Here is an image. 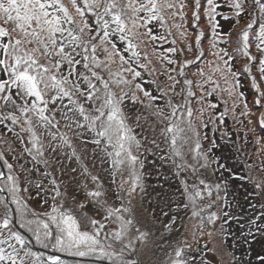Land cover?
Here are the masks:
<instances>
[{
    "label": "snow or ice",
    "instance_id": "1",
    "mask_svg": "<svg viewBox=\"0 0 264 264\" xmlns=\"http://www.w3.org/2000/svg\"><path fill=\"white\" fill-rule=\"evenodd\" d=\"M206 3L207 8L203 9L201 0H0V136L16 133L0 139L6 148L0 151V162L6 169V173L0 172V192L8 194V200L0 199V264H61L54 254L46 259L33 255L24 236L13 227L14 219L20 229L30 233L31 239L53 253L96 256L107 264H145L143 257L161 217L167 218L163 230L180 233L184 242L188 232L203 235L208 224L215 225L217 213L208 214L206 222L204 214L222 200L219 194L222 189L227 190L226 182L213 186L201 179V187L191 188L185 183L173 199L174 194L164 186L167 178L159 190H149L141 159L160 150V137L168 146V152L160 159H171L178 173L189 169L197 173L218 163L209 158L210 149L203 148L200 131L192 121L189 101L195 97L193 87L199 85L184 79L177 93L175 86L180 81L169 73L167 78L172 83L166 86L167 90L158 85L160 94L152 95L139 82L141 69L156 71L149 67L150 61L145 62V38L149 43L165 39L153 33L154 23L179 29L183 24L167 26V20L183 21L185 10L191 8L192 19L198 22L203 9L216 38L213 46L223 37L232 36L217 31V16L222 15L218 9L222 5L217 0ZM249 3L264 19V0H226L224 6L238 22L245 13L253 14ZM223 18L229 19L226 15ZM250 32L254 35L250 36ZM199 39L197 33V43ZM223 42L236 45L232 54L227 49L215 53L231 76L236 73L232 72L230 60L237 55L249 62L257 59L252 54L254 47L260 54L259 73L264 80V23L254 31L249 21L235 41ZM167 51L175 53L176 49ZM244 71H249L247 66ZM179 75H184L183 65ZM253 87L260 93L261 99L256 100L259 105L264 91L255 82ZM176 95L181 97L179 104L174 101ZM130 106H139L134 117ZM74 139L85 146L83 151L76 150ZM16 141L23 146L20 157L16 156ZM89 144L95 146L92 167L97 160L101 164L107 162L112 183H116V176L120 177L115 193L107 191L100 176L90 171L86 148ZM8 153L15 159H25L27 164L17 168L7 159ZM187 154H191V162ZM68 173L75 175L65 181L63 177ZM73 182L84 197L79 200L73 195L74 208H65ZM254 186L264 195V182H255ZM213 187L217 195L205 203V193L211 197ZM33 188L37 196H43V204L37 200L39 211L31 206ZM113 198L119 205L109 202ZM10 205L14 206L15 216ZM93 209L95 215H89ZM194 219H198L195 230L189 226ZM255 227L264 231V225ZM207 235L211 237L213 232L208 231ZM259 259L264 264V256ZM232 260L235 262L236 257ZM168 264H189L179 243Z\"/></svg>",
    "mask_w": 264,
    "mask_h": 264
},
{
    "label": "rangeland",
    "instance_id": "2",
    "mask_svg": "<svg viewBox=\"0 0 264 264\" xmlns=\"http://www.w3.org/2000/svg\"><path fill=\"white\" fill-rule=\"evenodd\" d=\"M65 2L68 3V0ZM201 2L203 9H206V0H201ZM217 2L222 5L218 9L222 15L217 16L219 23L217 31L232 33L231 37H223L213 46V41L216 38L208 19L203 14V9L199 21L194 22L191 15L192 10L189 8L185 10L186 17L183 21L168 19L166 22L167 26H172L174 23L183 24L182 28L161 27L158 23H154L152 25L153 33L157 36L163 35L165 39L149 43L146 37L143 45V51L148 54V61L145 62L150 61L149 67H154L156 71L150 72L141 69L142 78L139 82L152 95L160 94L158 85L167 90L166 86L172 83L167 78L169 73L177 81H180L175 86L177 93L181 91L184 79L192 80L196 85H199L193 87L195 97L189 101V106L193 109L192 121L200 131V142L203 148L210 149L209 158L215 159L218 163L211 164L207 169H200L197 173H192L191 169L188 172H182L186 180L188 179L191 184L192 181H195L199 185L201 179L213 186L215 184L223 185L225 182L227 184V190L222 189L219 194L222 200L216 201L204 214L205 222L211 212H216L218 219L215 225H207L203 235L193 236L192 232H188L187 240L184 242L180 233H169L163 230V222L167 218L161 217V222L157 223L153 229L155 233L153 242L143 257L145 264H168L170 255L173 254L178 243L188 249L191 254H195L191 257L190 264H202V262L203 264H261L259 257L264 256V231H257L255 227L256 224L264 225V216H261L264 213V195L260 194L254 186L255 182H264V123H262L264 100L261 104H256V100L261 99V96L253 87L255 82L261 86V91H264V80L260 79L259 73L260 54L253 47L252 54L254 57H258L257 59L249 62L237 55L235 59L230 60L232 72L236 73L235 77L227 72V66L215 55L221 49H227L232 54L236 47L235 43L229 45L223 40L235 41L240 30L244 29L249 21L253 23V30L258 31L259 24L264 23V19L260 18L258 9L249 3L247 6L253 14L245 13L237 22V18L224 6L226 0H217ZM230 13L231 15H229ZM225 15L229 19H224ZM194 23L198 26L193 27ZM197 33L200 37L199 43H197ZM253 35L254 32H250V36ZM170 48H175L176 52H168L167 50ZM168 59H172L174 62L168 64ZM182 65L183 76L179 75ZM245 66L249 71H244ZM201 72H203V76L200 75ZM174 101L177 104L181 103V97L174 96ZM138 110L139 106L135 109L130 106V114L133 117ZM205 124L206 127L203 126ZM136 131L139 132L140 129L137 128ZM15 135L16 133L2 135L0 139H7L8 136L14 137ZM158 142L160 150L141 157L144 161V180L149 190L152 187L159 190V185L164 183L167 178L165 189L174 194L173 199H176L178 190H182L184 187V181L180 174L174 171L171 159L161 161L160 156L168 152V146L163 142V138L158 137ZM9 143L12 144L13 141L9 139ZM73 145L78 152L83 151L85 147L75 139ZM14 146L17 148L16 156L20 157L19 149L23 146L18 141ZM94 147L91 144L86 146L89 169L100 176L107 191L115 193L117 185L120 183V177L116 176V183H112V170L107 162L101 164L97 160L95 167H92L94 162L91 157ZM0 151H6L2 144H0ZM187 155L191 162V154ZM7 159L17 168L27 164L25 159H15L11 153H8ZM218 165H223V167L220 168ZM72 166L76 167V164L73 163ZM0 172L6 173L3 162H0ZM73 175L75 174L68 173L63 179L68 181ZM56 176L59 178L60 174L57 172ZM124 178H128L127 173ZM77 179L79 180L80 177L77 176ZM91 186V182H89V187ZM124 187H128V184H125ZM0 194L5 196V192H0ZM73 195L77 199L83 200L84 193L75 182L71 184L65 208H74L71 198ZM216 195L215 187H213L211 197L205 193L206 203L213 200ZM48 199L49 205H51L50 195ZM37 200L43 204V196H37L36 189L33 188L31 204L37 205L40 209ZM109 202L119 205V201L114 198ZM216 204H219L220 207H216ZM89 215H95V210L89 212ZM180 215L187 218L184 212H181ZM96 218L100 219L99 216ZM197 223L196 219L191 220L189 226L195 230ZM221 226H223V232L220 231ZM183 231L184 229H181V232ZM208 231L213 232L211 237L207 235ZM219 241H223V243L221 244ZM198 245L203 250V254L197 253ZM233 256L236 257L235 262L232 260Z\"/></svg>",
    "mask_w": 264,
    "mask_h": 264
},
{
    "label": "trees",
    "instance_id": "3",
    "mask_svg": "<svg viewBox=\"0 0 264 264\" xmlns=\"http://www.w3.org/2000/svg\"><path fill=\"white\" fill-rule=\"evenodd\" d=\"M257 12V11H255ZM256 14V13H254ZM231 15V13L229 14ZM173 166V163H172ZM5 172L6 169L4 168ZM174 171L176 172V169L174 168ZM180 177L182 178V181H184V184L186 183L187 186L189 188H191L193 185H195L196 187H201V185H199L198 183H195V181H192L193 183L191 184L189 182V180H186L185 175L182 172H179ZM179 174H177L179 176ZM3 181L0 180V184H2ZM206 198V196H205ZM0 199H4V200H8V194L5 192V196L4 194H0ZM207 198L205 199V203H206ZM33 208L38 209L37 205L31 204ZM10 207L13 208V215L15 216L14 213V206L10 205ZM205 219V217H204ZM198 221V219H196ZM13 227L16 228L17 231H20L21 234L24 236L25 238V242L27 245V249L33 254V255H39L44 257L45 259L50 256V255H56L59 257L61 264H107V261L102 259V258H97L96 256H85V257H80V256H75V255H69L67 253H53V251L51 249H45L43 247H41L39 244H37L33 239H31V235L30 233H27L25 230L20 229L18 224L15 223V219H14V223H13ZM184 253L189 261V264L191 262V257L194 256L195 254L192 253L186 249L184 247ZM194 254V255H193Z\"/></svg>",
    "mask_w": 264,
    "mask_h": 264
},
{
    "label": "water",
    "instance_id": "4",
    "mask_svg": "<svg viewBox=\"0 0 264 264\" xmlns=\"http://www.w3.org/2000/svg\"><path fill=\"white\" fill-rule=\"evenodd\" d=\"M199 253H203L201 250H199Z\"/></svg>",
    "mask_w": 264,
    "mask_h": 264
}]
</instances>
